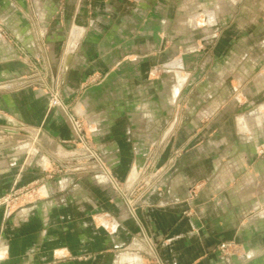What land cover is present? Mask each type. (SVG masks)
Listing matches in <instances>:
<instances>
[{"label": "crops", "instance_id": "obj_1", "mask_svg": "<svg viewBox=\"0 0 264 264\" xmlns=\"http://www.w3.org/2000/svg\"><path fill=\"white\" fill-rule=\"evenodd\" d=\"M61 1L43 0L55 19L51 26L57 24L54 39L61 35L56 18ZM104 1L95 16L105 18L104 27L110 26L94 32L92 23L83 41V27L72 28L70 50L80 40L81 53L72 70L70 64L66 92L71 98L87 77L111 70L105 83L87 86L77 104L82 100L97 128L94 140L117 177L124 180L133 166L152 161L161 167L153 171L156 180L162 179L164 184L133 215L101 174L71 170L64 164L72 159L51 153L41 139L27 135V129H41L47 137L63 142L70 139L72 130L59 108L48 110L43 89L22 86L29 70L0 31V198L15 181L23 185L44 177L49 170L69 167L46 179L40 197L8 210L0 206V264H158L145 233L163 264H264V185L258 187L251 178L264 177V165L256 153L257 145L264 144V120L262 116L251 121L240 118L239 127L249 130L251 136L234 135L236 122L229 114L231 105L235 111V78L227 76L235 70L234 49L264 45L248 35L233 40L234 28L227 26L226 18L237 14L223 5L230 0H193L197 6L194 27L222 24L218 29L227 34L217 44L212 42L214 58L200 62L199 53L196 55L192 63L196 64L192 78L196 89L187 100L189 79L184 75H192V65L178 48H185L180 31L186 27L187 13L194 4L185 0L182 8L174 0L172 10L173 0H111L116 6V11H111L108 0ZM1 4L2 16L8 17L9 23L11 18L14 21L11 1L0 0ZM250 7L245 6L238 16H250ZM24 28L14 29L22 33ZM211 30L208 36L217 31ZM52 45L59 47L56 42ZM223 49L227 55L222 54ZM250 60L263 71L260 79L264 73L261 58ZM14 80H20L19 88ZM251 85L257 89L253 82ZM178 86L175 100L173 92ZM128 97L132 100L127 103L123 99L117 102ZM193 109L196 114L191 117ZM260 109L262 115L264 104ZM205 113L208 121L202 122L200 116ZM224 120L220 131L214 133ZM196 129L205 135L191 136ZM256 129L262 135L256 136ZM180 148L185 151L177 152ZM255 162L263 167L256 170ZM249 177L251 183H241ZM151 186L141 192L140 199ZM231 240L241 249L221 250V243Z\"/></svg>", "mask_w": 264, "mask_h": 264}, {"label": "rangeland", "instance_id": "obj_2", "mask_svg": "<svg viewBox=\"0 0 264 264\" xmlns=\"http://www.w3.org/2000/svg\"><path fill=\"white\" fill-rule=\"evenodd\" d=\"M10 1L12 5L11 14L13 15L16 14V16H14L15 18L14 21H13V18H11V22L9 23L8 22L9 18L7 17L5 19L4 18L5 16H2L4 10L1 4L0 5V8H1L0 31L4 35L6 40L9 41L14 47L15 52L17 53L16 58L20 62H22L24 65H26L29 70V75L28 74L25 75V79L22 81V86H25L28 88L43 89L45 92V95L47 96L48 110L51 111L54 108H59L66 116L70 124L71 130H72V136L70 137V139L64 140L63 142L54 139L50 135L49 137H47L48 134L41 129H35V128H33V130H31L32 128L27 129V135H31L36 140H39L38 138L43 137L44 138L43 146L45 147L46 150L50 151L53 154H56V153L52 149L51 144L55 142L63 147L65 145V148H62V151L71 153V157L70 156L64 157L63 159L65 160L72 159V160H71V163L69 164L65 163L64 165H68L70 168H71V164H72V167H75L76 165H77L76 167H80L81 165H83L85 161H89L91 167H93L94 164H96V161H94L93 157L90 156L91 151L97 152V154H99L100 157L102 158L99 147L97 143L95 142L94 136H93L97 128H94L95 127L94 125L90 127L87 124L89 120L77 114L75 111V107L77 105V101L82 97L83 90L87 88V86L99 85V84L102 85L108 80L112 72L111 70H109L108 72L98 71V72H95V74L90 75L89 77H87V81L85 82V84L83 85L81 84L78 87L79 89L75 92V94L71 96V98H69L66 92L67 76L69 72V67L71 64V70H72L73 63H74L76 56H78L81 53V43H78L77 47L74 50H71V52L69 51V43L71 39V31L74 25H79L84 28L83 35H82V41L84 37L88 36L91 30L90 28L92 26L91 25L92 23L95 24L93 26L94 32L98 31L99 28H102V27L106 28L107 25L108 26L111 25V23L108 22L109 24H106V27H104L105 26L104 24L106 23L104 21L105 18H99L98 16H95V13L105 6L104 5L105 1L104 0H75V1L71 0L70 3L67 0L61 1V4L58 8L59 9L58 14L56 16V18H59L58 27L60 29L59 33H61V35L57 39H54L52 36L53 29L57 26V24H55V26L53 25L51 26V24H53L55 19H53L50 15L52 11L50 10L51 7L47 6L48 3H44L43 0H10ZM187 1L192 2L194 5H193L192 10L190 12L188 11L187 13L188 18L186 22V27H182L181 28L182 30L180 31L182 36H184L183 41L185 44V48L184 49L178 48V51L179 50H181V52L183 51L187 55L190 65H192L189 67V70H192L191 71L192 75L187 77V80L189 79L187 82V86H189L190 88V93L187 99L189 100L196 89L195 81H193V84H192V78L194 77L193 73L196 70V64H192V63H194V59L196 55L199 53L198 55L201 58L200 62L203 60L214 58L216 56V49L213 47V45L217 44L218 41H221L223 37L226 36L227 32L222 31V29L220 30L218 29L220 27H223L222 24H219L220 26L219 25L216 26L217 28H215V26L208 27L206 25H204V27L200 29L195 28L193 25V20H194V15L197 13V6H195V1L193 0H187ZM108 3L109 4L107 5V8L111 11L112 10L114 11L116 9V6L113 3H111V0H108ZM174 3L175 1L173 0L170 5L172 10H174L175 8ZM177 3H178V6L182 8L185 6L184 4L185 0H177ZM177 3H176V6H177ZM209 3H211V1H208L206 4L210 5ZM254 3H255L254 0H230L227 3L224 2L223 5L225 9L227 10L233 9L234 11L232 12L237 14L233 18L227 17L226 23L228 27L233 26L232 28H234V31L231 32V36L232 35L234 36L233 40L236 37L242 38L243 36L248 35V36H251L250 37L251 39H255L257 40V42L260 41L259 44L262 46L264 45V36H263L264 4H263V1L260 2V0H257L255 5H253V7H250V5ZM245 6L250 7V9L252 8L251 15L245 16V17L238 16L239 13L241 14L244 13ZM43 8H44L43 12L45 13L44 15H41V11L43 10ZM7 13H9V11ZM90 21L92 22L89 24ZM168 25H170L169 22H168ZM178 26L179 25L176 24V28H179ZM20 27L24 30H25L24 27H26V31L22 30V33H20L19 31L14 29V28H18L20 30ZM211 29H217V31L214 35L208 36L210 35V33L208 32L213 31ZM251 29L253 30V32H248ZM238 30H240V32H238ZM245 30L247 31L243 32ZM172 35H174V31L172 32ZM213 41L215 43L212 45ZM55 42L59 43V47L52 45ZM209 45L210 46L212 45V47H210ZM195 46H198V49H195L194 48ZM234 50L236 52V54L233 55V58L235 59L233 60V62L235 63V70L234 72H230L231 74H228L227 76H232V77L234 76L235 78L234 100L236 101L234 102H236L235 103L236 105H234L235 111L233 112L232 110L233 105L230 104L231 106H230L229 119L230 120L232 119L233 121L236 122L235 128L232 129L235 136H238V137L246 136V135L251 136V133L248 132L249 130L243 129L244 127L243 128L239 127L240 122H241L240 118H242L244 121H251L252 119L257 120L259 119V116H262L264 120V113H262L261 115L260 114L261 109L259 110V107L264 104V77H263L264 75H262L264 73L261 74L260 79H259V73L263 71L260 69L258 70V68H255L256 66L250 60V58L252 57H256V58L260 57L262 63L264 64V47L256 46L252 49L236 48ZM173 51L176 54V50H173ZM69 53L71 57V63L69 62V59H68ZM179 54L180 53H178V55ZM222 54L227 55V50L223 49ZM230 55L232 54L230 53ZM123 59L124 57L122 56V58L118 59L116 63L119 61H122ZM263 67L264 66H262V68ZM19 81L20 80H14L12 81V83L13 84L17 83L16 87L19 88V84H20ZM227 81H229V79H227ZM252 82L253 84H255L257 89H259L258 91L254 86L251 85ZM9 83L11 82H8V84ZM16 87H14V89ZM255 89L257 92L256 94H253L252 92L255 91ZM55 97H58V99L61 102V104L58 106H53L51 104V100ZM122 99H123V102L124 100H126L125 101L126 103L132 100V98L130 97L119 98L117 102L121 101ZM142 99H147V98L143 97ZM120 103L123 104L122 102ZM195 114H196L195 109H193L190 115L192 117V115L194 116ZM208 116L209 115L207 113H205L204 115L201 114L200 120L202 122L204 120L208 121V118H207ZM225 120L220 124L219 128H217L214 133L217 134V132L220 131V127H222V125L225 124L226 122ZM76 131L77 132L79 131L80 134L83 135L85 139L84 141L80 138H77L78 135ZM192 131L193 132L191 133V136L194 135L195 133H197L196 137H198L199 135L200 136L205 135V133L202 134L203 130L196 129ZM255 131H257L256 136L262 135L259 129H256ZM40 133L42 134L40 135ZM47 144H49V146ZM28 145H30V143ZM259 147L261 148L259 151L261 153L258 156V162L262 161L261 163L262 165H264V161H263L264 160V144H259ZM32 149L35 150V147H33ZM180 149L182 150H178V151L176 150V151L177 152L185 151V149L183 148H180ZM256 149L257 151L259 150L258 148ZM102 160L106 164L107 169L110 172L109 174L113 177V179L117 181L120 186L122 185L125 186L124 192H127L128 191L127 189L132 188V186L130 188H127L125 181L117 177L113 173V170L110 168V166L105 162V160L103 158ZM157 163L158 162L154 163L152 161L145 162L144 173H142L144 177L142 178L140 182L141 185L144 183L145 181L144 179L147 176V174H150L151 172L153 173V171H156V172L158 171L156 170L157 166H159V164ZM64 165L61 166V169H65ZM262 165L261 167H263ZM254 166L256 170H259L261 168L258 166L257 162L254 163ZM148 167L149 169L147 170ZM160 168L161 167H159L158 169ZM57 169H54V170H57ZM94 173L98 175L101 174L111 184L108 178L105 175H103V172L95 171ZM57 174H59V171L54 172L53 178ZM251 178L253 179L252 183L257 185L258 187L260 185H264V177L254 176ZM251 178L250 177L247 179L245 178L246 180L242 179L241 183L243 182L246 183L247 181L251 183ZM47 179L49 180V178ZM114 189L117 191L119 196L120 195L122 196L121 191L117 190L116 187ZM139 199L140 197L137 199L136 203L139 201Z\"/></svg>", "mask_w": 264, "mask_h": 264}, {"label": "built area", "instance_id": "obj_3", "mask_svg": "<svg viewBox=\"0 0 264 264\" xmlns=\"http://www.w3.org/2000/svg\"><path fill=\"white\" fill-rule=\"evenodd\" d=\"M51 104L53 106H58L61 104L60 100L58 99V97H55L51 100ZM76 130V129H75ZM78 137L82 139L83 141L85 140L83 135L80 134V132L76 131ZM91 151V150H90ZM91 157H93L94 161H96V164H94L93 167H91L90 162L89 161H85V165H81L80 167H72L71 166V170H73L74 168H81V169H87L90 170L92 172L95 171H99V172H103V175H105L108 180L111 182V184L114 186V188L116 187L117 190L121 191L122 196L124 198V200L126 201V205L129 209V211L131 212V214L135 215L136 214V201L137 199L140 197L141 191L142 193L147 190L148 187L151 186L152 184V178H154V173H150L147 174V176L145 177V181L144 183L141 185L140 182L142 180V178L140 179V181H138L135 185L132 186V188L127 189L126 191L128 192H124L125 191V186H120L118 184L117 181H115L113 179V177L109 174L110 172L107 169L106 164L104 163V161L102 160V158L100 157L99 154H97V152H92L90 154ZM87 163V164H86ZM66 167V168H65ZM65 170H69V167L64 166ZM149 169V167L147 168V170ZM63 169H59V171L61 172ZM54 170H49L47 171L46 175L42 178H38L32 182L20 185L18 183V181L14 182L13 187L10 189L9 192H7L6 194H4L1 198H0V206H4L5 209H10L11 207L20 204V203H27V201L33 199V198H37L40 197L43 186L45 184V181L47 178L52 179L53 178V174ZM144 173V172H143ZM146 173V172H145ZM143 237L145 238L149 248H150V253L152 255V258L157 260L158 264H163L162 260L160 259V257L157 255L154 244L152 243V241L149 240V236L145 233L143 234ZM221 250L223 251H228L230 249H234L235 245L232 242H223L220 245Z\"/></svg>", "mask_w": 264, "mask_h": 264}, {"label": "water", "instance_id": "obj_4", "mask_svg": "<svg viewBox=\"0 0 264 264\" xmlns=\"http://www.w3.org/2000/svg\"><path fill=\"white\" fill-rule=\"evenodd\" d=\"M213 26H215V25H213ZM82 27V26H81ZM83 31H84V28H83ZM82 35H83V33H82ZM81 38H82V36H81ZM80 42V40L76 43V46L74 47V49L77 47V45H78V43ZM73 49V50H74ZM69 51L71 52V50H70V45H69ZM68 59H69V62L71 63V57H70V53H69V56H68ZM68 62V63H69ZM168 66V65H167ZM182 67H184V66H182ZM168 68H170L169 66H168ZM184 76H186V78L185 79H187V77H188V75L187 74H185ZM185 79L184 80H182V82L184 83V81H185ZM87 81V80H86ZM187 81V80H186ZM182 83V84H183ZM79 87V86H78ZM179 93H180V88H179V86H178V89H174V92H173V97H174V99L176 100L177 98H178V96H179ZM68 95V94H67ZM84 106H83V102H82V100H80L79 102H78V104L76 105V107H75V111H76V113L77 114H79L80 116H83L84 118H87L88 120H89V118H88V116H87V111L83 108ZM92 122L89 120L88 121V125L90 126V127H92V124H91ZM36 131V130H35ZM42 133H40V135H41ZM39 139H41L42 140V142L44 143V138L43 137H40ZM48 146H49V144H47ZM51 147H52V149L54 150V152L56 153V155H58L59 157H71V153H68V152H64V151H62V148H64L63 146H61V145H59V144H57V143H53V144H51ZM257 148L259 149L258 151H256V153H257V155L259 156L260 155V153L261 152H259L260 151V147H259V145L257 146ZM99 150H100V152H101V156H102V158L105 160V162L110 166V164H109V162H108V160H107V158H106V155H105V153L101 150V148H99ZM148 151V150H147ZM147 153V152H146ZM144 167H145V161L144 162H141L140 164H138V165H136V166H133L132 167V169H131V172L128 174V176L123 180V181H125V184H126V186H127V188H130L131 186H133L138 180H139V178L141 177V175H142V173L144 172ZM110 168H111V166H110ZM156 170H158V168L156 169ZM114 173V172H113ZM156 173V172H155ZM115 174V173H114ZM116 175V174H115ZM158 175H155L154 176V178H152V186H151V189H150V191L149 192H147V194H145L144 195V197L143 198H141L137 203H136V207H139V206H141V205H143V204H146L147 202V197H149V196H151L153 193H155V192H157L159 189H160V187H162L163 186V184H164V180H162V179H158V180H156V177H157ZM102 178L104 179V180H107L104 176H102ZM195 192V191H194ZM193 192V193H194ZM150 194V195H149ZM230 242H232V243H235V246H236V248L237 249H241V247L242 246H240L239 245V243L236 241V240H231ZM166 263V262H165Z\"/></svg>", "mask_w": 264, "mask_h": 264}]
</instances>
